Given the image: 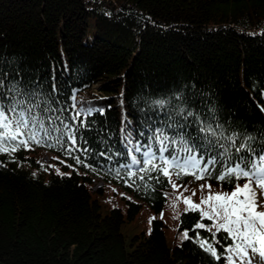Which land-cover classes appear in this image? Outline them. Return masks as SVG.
I'll list each match as a JSON object with an SVG mask.
<instances>
[{"label":"trees","instance_id":"obj_1","mask_svg":"<svg viewBox=\"0 0 264 264\" xmlns=\"http://www.w3.org/2000/svg\"><path fill=\"white\" fill-rule=\"evenodd\" d=\"M0 78L5 88L36 92L33 102L40 101L46 127L73 124L77 110L92 108L88 128L82 130L86 145L77 133V142L89 151L75 155L95 169L76 164L60 150V133L46 138L55 147L32 143L14 158L0 154L1 264H226L193 239L198 213L178 216L189 239L170 246L164 222H153L149 235L128 237L122 209L103 214L99 198L114 183L156 212L168 205L173 190L166 180L130 178L121 167L130 163L126 144L139 143L143 150L151 144L155 150L150 129L164 127L177 141L183 131L189 145L197 146L205 142L202 137L215 142L222 132L225 138L235 137L237 147L246 143L256 157L261 155L264 0H0ZM95 84L101 92L93 91ZM44 100L54 111H43ZM49 116L59 119L53 124ZM208 126L217 137L198 131ZM62 139L67 145V137ZM220 143L230 152L224 157L218 155L223 149L212 152L217 158L212 178L171 176L183 197L196 193V204L208 195L201 184H210L212 193L233 191L215 179L221 160L226 165L236 158L230 141ZM40 149L65 161L72 172L58 175L50 164H41L33 155ZM96 177L103 179V187L93 191ZM257 198L264 203L259 190ZM139 207L131 203L129 216ZM197 231L202 238L212 235ZM224 236L216 235L218 244L211 241L217 252L230 243ZM252 264H259V258Z\"/></svg>","mask_w":264,"mask_h":264},{"label":"snow or ice","instance_id":"obj_2","mask_svg":"<svg viewBox=\"0 0 264 264\" xmlns=\"http://www.w3.org/2000/svg\"><path fill=\"white\" fill-rule=\"evenodd\" d=\"M35 97L36 93H22L15 85L5 88L4 81L0 78V154H7L14 158L16 151L27 148L32 143L55 147L46 138L52 137L53 133H60L61 135L56 137L60 150L74 159L76 164L92 168L91 165L81 160L80 155H75V153L87 155L89 151L87 147H81L77 142V133H81L79 139L86 145L87 141L82 135V130L88 128L87 117L91 116L94 110L92 108L77 110L75 115L71 116L73 124H64L61 121L62 127L53 125L46 127L45 119L40 114V101L36 99L33 102ZM45 104L44 112L54 111L50 105H47V101ZM72 107L75 108V104ZM97 111L103 113L102 109ZM81 116L84 119H81ZM54 119L59 118L48 117L53 124ZM168 127L171 128L172 125L169 124ZM198 131L211 134V137H217L216 130L211 126L200 127ZM150 132L149 139L156 142L155 150L151 144L147 146V150H143L145 146L139 143L134 147L126 144V155L130 157V163L121 167L125 169L130 178L138 177L142 181L147 178L158 182L164 179L174 190H178L180 186L172 183L173 174L178 178L191 175L197 181L212 178L217 164V158L212 155V152L219 148L223 149L222 152H218L219 156H228L230 148L221 144L220 140L227 139L231 142V148H235V161L225 165L221 160L222 171L215 174V179L218 182H227L233 187V191L212 193L210 184H201V191L207 188L208 195L202 197L200 204L192 200V196L196 195L195 192L189 197H183L181 193L177 196V200L182 199L183 203L188 206L185 208L186 213L191 211L199 214L191 229L195 233L193 239L215 261L219 262L223 259L226 264H252L253 260L258 257L259 264H264V211L259 210L264 208V203L257 198V190L260 192V197L264 198V150L256 157L246 143L237 147L235 137L225 138L222 132L215 142L207 135L202 137L201 139L205 142L199 146L195 142L189 145L184 139L183 131L177 133L180 137L179 141L167 135L164 127L150 129ZM64 136L67 137V145L62 139ZM246 149L247 153L240 155ZM133 153H139L140 158ZM98 155L111 159V156H106L104 152H99ZM229 160H231L230 156ZM0 166H3L2 162ZM133 167L136 171L131 170ZM92 170L95 171L94 168ZM116 171L119 174L120 169ZM241 179L245 181L243 186L239 184ZM184 191H187L186 187ZM204 219L212 223L206 225L203 222ZM197 230H205L212 235L210 238H202ZM188 232L189 230H185L182 233V240L189 239ZM220 232L226 233L223 239L229 240L230 243L223 247L221 252H217L215 244L211 241L216 240V235ZM216 243L218 244L219 241L216 240Z\"/></svg>","mask_w":264,"mask_h":264},{"label":"rangeland","instance_id":"obj_3","mask_svg":"<svg viewBox=\"0 0 264 264\" xmlns=\"http://www.w3.org/2000/svg\"><path fill=\"white\" fill-rule=\"evenodd\" d=\"M93 91L99 93L98 84L93 85ZM101 92V91H100ZM121 101V100H120ZM230 135V133H228ZM264 145V141H263ZM33 155H36L37 160L43 164H50L55 174L69 175L72 171L69 168L64 167V162L58 159L55 154L47 150H37ZM58 170V171H57ZM103 180L101 178H94L92 180L93 191L100 189ZM173 190V195L168 197V205L163 209L162 212H156L154 209L149 207L146 203L140 202L139 200L132 198L127 192H124L121 188L110 184L105 187L104 193L100 194L101 212L108 214L110 209L120 208L123 211L126 222L123 226L124 233L131 237L132 235H149L152 230L153 222L161 220L165 224V238L170 246L174 244L180 245L182 243L181 235L184 231L180 230L179 219L182 213L185 212V208L188 207L183 203V200H177V196L180 195L177 190ZM131 203L140 204L137 211L133 212L129 216L128 211L131 208ZM175 205V206H174ZM180 214V215H179ZM155 219H151V218Z\"/></svg>","mask_w":264,"mask_h":264},{"label":"bare ground","instance_id":"obj_4","mask_svg":"<svg viewBox=\"0 0 264 264\" xmlns=\"http://www.w3.org/2000/svg\"><path fill=\"white\" fill-rule=\"evenodd\" d=\"M24 83H25V82H24ZM27 87H29V86H27ZM30 88H31V87H30ZM38 89H39V88H38ZM42 89H43V88H42ZM21 90H22V89H21ZM21 90H20V91H21ZM24 90H25V89H24ZM45 90H46V89H45ZM41 91H42V90H41ZM41 91H40V92H41ZM43 91H44V90H43ZM43 91H42V92H43ZM21 92H22V91H21ZM47 92H48V91H47ZM23 93H24V92H23ZM35 93H36V92H35ZM43 93H44V92H43ZM39 94H40V93H39ZM39 94H38V95H39ZM52 95H54V94H52ZM39 96H40V95H39ZM43 96H44V95H43ZM68 96H69V95H68ZM47 97H48V96H47ZM47 97H45V98H47ZM60 97H61V96H60ZM60 97H59V98H60ZM62 97H63V96H62ZM69 98H70V97H69ZM34 99H35V98H34ZM50 99H51V98H50ZM52 99H53V98H52ZM67 99H68V98H67ZM70 99H71V98H70ZM45 100H46V99H45ZM45 100H44V101H45ZM33 101H34V100H33ZM65 101H66V100H65ZM49 102H50V101H49ZM66 102H67V101H66ZM68 102H69V101H68ZM72 102H73V101H72ZM41 103H42V102H41ZM70 103H71V102H70ZM43 104H44V103H43ZM49 104H50V103H49ZM72 104H73V103H72ZM54 105H55V104H54ZM54 105H53V106H54ZM55 107H56V106H55ZM57 107H58V106H57ZM57 107H56V108H57ZM52 108H53V107H52ZM59 108H60V107H59ZM64 108H65V107H64ZM55 110H56V109H55ZM57 110H58V109H57ZM65 110H66V109H65ZM60 112H61V111H60ZM73 112H74V111H73ZM93 113H94V112H93ZM71 114H72V113H70V115H71ZM66 115H67V113H66ZM94 116H96V115H94ZM92 118H93V117H92ZM110 133H111V132H110ZM112 134H113V133H112ZM115 138H116V137H115Z\"/></svg>","mask_w":264,"mask_h":264},{"label":"water","instance_id":"obj_5","mask_svg":"<svg viewBox=\"0 0 264 264\" xmlns=\"http://www.w3.org/2000/svg\"><path fill=\"white\" fill-rule=\"evenodd\" d=\"M1 264V263H0Z\"/></svg>","mask_w":264,"mask_h":264}]
</instances>
